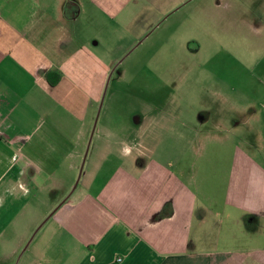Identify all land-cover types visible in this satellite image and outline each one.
<instances>
[{"label": "crops", "instance_id": "obj_1", "mask_svg": "<svg viewBox=\"0 0 264 264\" xmlns=\"http://www.w3.org/2000/svg\"><path fill=\"white\" fill-rule=\"evenodd\" d=\"M232 2L0 0V264H264V0L196 66L210 79L180 90L177 116L107 121L91 142L114 56L189 24L203 37ZM161 132L179 143L145 145ZM59 195L27 233L36 200Z\"/></svg>", "mask_w": 264, "mask_h": 264}, {"label": "rangeland", "instance_id": "obj_2", "mask_svg": "<svg viewBox=\"0 0 264 264\" xmlns=\"http://www.w3.org/2000/svg\"><path fill=\"white\" fill-rule=\"evenodd\" d=\"M234 1L235 3L232 2L233 5L230 8H220L218 23L213 22V28L205 27L204 25L203 37H198L201 36L200 31L197 30L194 24H189L185 32L187 39H183L182 35L179 36L178 32L171 33L169 40L163 39L161 34L156 37L152 35L145 38L143 44L130 54L114 56L117 57L118 63L121 64L114 72L113 80L107 87V95L99 105L91 131L93 132L91 135L92 145L105 143L110 140L111 136H107L106 133L102 132V126H105L107 121H117L119 126L126 127L129 125V121L133 122L141 113L154 111L155 108L170 112L172 114L171 117L177 116V102L180 90L182 92L186 91L187 94H192L191 96H193L200 80L206 76L203 73L205 71H199L198 73L196 66L199 63L209 62L211 51L216 49V46L224 47L222 48L223 52H227L225 50L226 44L230 41L226 40L227 29L232 27L240 28L241 25L234 22L243 13L246 15L249 2H257V0H244L245 8H243L236 0ZM258 6L259 4H257ZM204 16L206 15L204 14ZM232 23L234 26L230 25ZM261 32L264 34V26ZM248 33L247 27L235 30V44L242 41L243 34L247 36ZM246 36L245 42L247 41ZM263 39L251 38L250 40H254L257 45H260ZM218 53L219 60L226 58L225 53H222V51L219 50ZM206 77L210 79L209 74ZM202 95L207 97L205 100H209V97H211L206 91ZM173 121L177 122V120ZM150 138L151 140L146 141L147 144L145 145L158 144L157 146L161 148L164 142L179 143L178 135H163L162 132ZM203 142L204 139H199L196 146H202L200 143ZM209 142V138L205 140V143ZM156 153L160 154L162 152L158 150ZM202 153L204 158L209 155L207 151H202ZM90 154L91 156L93 155L92 151ZM195 154L202 156L195 151L189 152L188 158L194 157ZM223 155V157H226L228 152H223ZM61 202L60 195L58 198H42V201L37 199L35 203L37 210L31 209L26 215L27 233L34 228L36 223L47 218L46 214L54 211ZM50 220L47 222H50Z\"/></svg>", "mask_w": 264, "mask_h": 264}, {"label": "built area", "instance_id": "obj_3", "mask_svg": "<svg viewBox=\"0 0 264 264\" xmlns=\"http://www.w3.org/2000/svg\"><path fill=\"white\" fill-rule=\"evenodd\" d=\"M122 261V258H118V262H121Z\"/></svg>", "mask_w": 264, "mask_h": 264}, {"label": "clouds", "instance_id": "obj_4", "mask_svg": "<svg viewBox=\"0 0 264 264\" xmlns=\"http://www.w3.org/2000/svg\"><path fill=\"white\" fill-rule=\"evenodd\" d=\"M125 151H127V149H125Z\"/></svg>", "mask_w": 264, "mask_h": 264}]
</instances>
